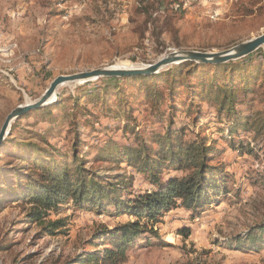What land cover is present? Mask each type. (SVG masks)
<instances>
[{
	"label": "rangeland",
	"instance_id": "374dc122",
	"mask_svg": "<svg viewBox=\"0 0 264 264\" xmlns=\"http://www.w3.org/2000/svg\"><path fill=\"white\" fill-rule=\"evenodd\" d=\"M140 1L0 0V129L13 109L38 101L57 76L115 67L121 63L148 66L175 51L220 52L264 32V0H164L154 12L155 25L140 13ZM157 32H161L160 38H156ZM251 54V57L247 55L233 61L243 64L249 56L252 64L259 65L264 61V46ZM229 62L232 61L221 64ZM175 64L163 66L158 72ZM188 68L186 63L180 73L183 101L174 111L175 116L171 115L172 103L166 100L162 104L165 111L162 119L153 121L148 92L138 89L157 84V91L164 90L166 94L171 85L167 75L158 82L150 78L127 84L112 83L108 90L103 88L111 83L100 77L61 84L57 97H53L56 101L51 103L60 102L59 106L23 117L12 136L18 142L34 140L46 146L43 140L29 132L42 133L52 122L66 121L67 126L79 102L85 110L79 112L81 122L85 120L83 113L88 119L90 113L98 118L89 119L84 125L82 138L86 153L82 151L78 159L70 160V166L74 168L79 158H84L86 166L96 167L102 174L118 175L115 182L134 176L124 195L133 198L138 193L154 190L157 185L127 163L116 166L108 160L97 161V148L104 146L109 137L121 144L136 146L145 140L158 146L153 133H164L172 117L180 118L186 127L183 139L206 136L209 144L217 139L218 150L210 162L224 165L228 172L227 191L220 200L195 212L178 203L159 214L156 223L143 218L142 223L157 230L159 238L133 242L123 250L126 257L119 248L121 243L113 245L105 239H93V236L102 225L111 228L120 222L136 220L134 215H118L114 209L106 213L80 209L69 201L59 212L52 211L49 216L52 220L66 217L67 225L49 234L42 231L38 222L26 218L30 203L12 202L0 209V248L8 246L0 250V264H64L81 252L103 251L106 246L116 253L106 257L102 252L97 264H264L263 247L243 248L241 245L247 244L253 230L264 222V139L256 137L255 125L247 129L239 127L231 137V144L222 136L227 131H221L223 127L228 128L231 117L222 115L220 119L217 107L207 103L203 105L205 111L197 114L192 105L197 97L185 93L184 89L201 77H193L188 82L185 75ZM202 72L227 73L212 66ZM263 82L262 69L258 84ZM256 89L249 112L264 106V85ZM91 90L96 94L95 101ZM240 94L244 97L243 92ZM132 103L134 108L127 111L126 105ZM246 106L240 103L238 108ZM109 107L114 112L104 111ZM195 116L201 123L194 124ZM94 120L97 123L93 128ZM126 124L137 127L136 131L126 129ZM73 137L70 132L61 130L50 135L48 140L57 146L69 143L70 146ZM13 147L20 146L14 144ZM13 147L0 148V169L17 164L34 173L33 164L11 153ZM167 170L162 169L161 177L183 176L187 172L183 168Z\"/></svg>",
	"mask_w": 264,
	"mask_h": 264
},
{
	"label": "trees",
	"instance_id": "16d2710c",
	"mask_svg": "<svg viewBox=\"0 0 264 264\" xmlns=\"http://www.w3.org/2000/svg\"><path fill=\"white\" fill-rule=\"evenodd\" d=\"M140 2V13L147 16L148 20L154 25L157 24L154 12L164 0H141ZM167 4L171 6L170 3ZM160 33L155 34L156 38H160ZM251 55L249 56L251 57ZM249 56V60L243 64H238L233 60L227 64L217 65L183 61L168 70L153 74L104 77L111 84H107L103 90H108L110 85L116 82L127 84L131 81L150 78H155V81L158 82L159 78L167 75L171 79V85L166 94L164 90L157 91V84L141 86L138 89H144L148 92L147 97L149 96L150 114L153 121L162 119L165 113L162 104L166 100H170V103H172L173 112L171 115L175 116L174 111L181 107L179 104L183 101L179 86L180 73L182 67L187 63L189 68L185 73L186 80L189 82L193 77H201L198 78L197 83H188L186 89H184L185 93H191L197 97L192 102V105L194 104L197 109V114L205 111L203 105L207 103V105L217 107V116L220 119L222 115L231 117L233 120L230 119L231 123L228 128L223 127L221 129L222 132L223 130L224 132L227 131L226 135L222 134V136L231 144H233L231 137L239 127L247 129L255 125L256 137L264 139V106L249 112L250 105L254 101L252 93L257 91V89L255 90L256 86L260 88L264 85V82L258 84V76L262 69L264 73V67H260L262 63L264 64V61L259 62L260 66L254 65ZM208 66L226 70L227 73L216 72L210 75L202 72ZM240 92H243L244 97H241ZM90 95L94 97L93 101L97 99L94 90H91ZM240 103H245L246 108H238ZM59 104L60 102L32 109L29 113L17 118L11 126L8 136L0 144V148L13 147L14 144L20 146L11 148V153L17 159L22 158L23 161H29L35 169L33 173V171H26L24 165L12 164L11 166L1 167L0 209L12 202L30 203L31 206L26 218L28 221H36L39 225H42L44 233L53 234L57 229L67 225L66 217L52 220L49 216L52 211L59 212L63 205L69 201H72V204L80 209L99 210L104 213L114 209L115 214L134 215L136 220L120 222L111 228L102 225V228L94 234L93 239H105L113 245L121 243L119 248L123 252L135 241L142 239L150 241V237L159 238L157 230L142 223L143 218H149L156 223L159 221V214L168 211L170 207L176 206L178 203L185 209L195 212L206 205L216 203L220 200L219 197L227 191L226 177L228 172L226 167L210 162L212 155L218 150L217 139L214 138L211 144H209L206 136L199 137L196 135L199 138L183 139L186 127L184 120L180 118L172 117V121L166 126L167 130L164 133H153L159 144L158 146L148 144L145 140L136 146L121 144L116 139L109 137L104 146L97 148L99 149V153L95 157L97 161L108 160L116 166L127 163L132 165L137 173L143 175L152 184L157 185L154 190L138 193L133 198L124 195L129 191L128 185L132 182L134 176L127 181L123 177L121 182H115L114 179L118 175L102 174L98 168L86 166L87 160L84 158H79V162L74 168L70 166V160L78 159L82 151V154L86 153L83 150L85 143L82 138L85 133L84 125L89 119L97 117L96 114L90 113L91 117L88 119L83 113L85 120L81 122L78 119L79 112L85 110L80 107L79 102L75 105L76 110L67 126L66 121L52 122L53 124L46 127L42 133L29 132L43 140L46 146L34 140L18 142L13 138L12 135L23 117L33 112L46 111L49 107H57ZM126 108L127 111L133 109L134 104L126 105ZM104 111L112 110L109 107L108 110L104 109ZM52 119H55V117ZM95 122L97 123V120L92 123L93 128L96 125ZM199 123H201L199 117L195 116L194 124ZM136 128L129 127L126 124L128 130L135 132ZM61 130L74 135V140H72L70 146V143L65 146H57L49 142V136L55 135L56 132ZM163 168L168 170L183 168L187 169V172L183 176L169 175L161 177L160 173ZM253 231L255 232L249 236V242L241 245H243V248L250 246L257 249L264 248V222ZM6 247L8 246H1L0 250L6 249ZM102 252L106 257L113 256L116 253L115 249L106 246L103 251L81 252L64 264H97L101 259L99 255ZM123 255L126 257L124 252Z\"/></svg>",
	"mask_w": 264,
	"mask_h": 264
},
{
	"label": "water",
	"instance_id": "95a60500",
	"mask_svg": "<svg viewBox=\"0 0 264 264\" xmlns=\"http://www.w3.org/2000/svg\"><path fill=\"white\" fill-rule=\"evenodd\" d=\"M263 46L264 32L255 38H252L230 49L220 52H205L199 50L175 51L148 66L134 68L105 67L93 69L90 71L79 72L71 75L57 76L38 101L33 104H26L24 106L20 105L8 114L0 129V144L2 143L4 138L9 134L11 124L16 118L31 109L46 106L55 102L56 100L53 97L57 95V89L63 83L74 81H89L100 77L148 75L157 73L163 66L170 65L173 63H180L183 61H196L205 64H221L230 60L245 57Z\"/></svg>",
	"mask_w": 264,
	"mask_h": 264
},
{
	"label": "bare ground",
	"instance_id": "6f19581e",
	"mask_svg": "<svg viewBox=\"0 0 264 264\" xmlns=\"http://www.w3.org/2000/svg\"><path fill=\"white\" fill-rule=\"evenodd\" d=\"M119 66H115L114 68H132V67H136V66H131L127 63H121V64H118Z\"/></svg>",
	"mask_w": 264,
	"mask_h": 264
}]
</instances>
